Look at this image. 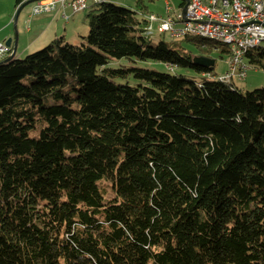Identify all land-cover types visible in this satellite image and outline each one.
Returning a JSON list of instances; mask_svg holds the SVG:
<instances>
[{
    "label": "trees",
    "instance_id": "obj_1",
    "mask_svg": "<svg viewBox=\"0 0 264 264\" xmlns=\"http://www.w3.org/2000/svg\"><path fill=\"white\" fill-rule=\"evenodd\" d=\"M141 7L0 60V264H264V86L213 72L225 45L154 41ZM242 59L264 70V46Z\"/></svg>",
    "mask_w": 264,
    "mask_h": 264
},
{
    "label": "rangeland",
    "instance_id": "obj_2",
    "mask_svg": "<svg viewBox=\"0 0 264 264\" xmlns=\"http://www.w3.org/2000/svg\"><path fill=\"white\" fill-rule=\"evenodd\" d=\"M25 1L27 0H22L21 3ZM50 1L52 0H38V1H35V2H32L26 5L21 10L18 16V19L16 21V26L14 28L13 19H14V15L17 9V8L15 9V0H0V27L3 26L0 29V39L2 40L3 38H5L7 34L9 35L11 34V37H13L14 30H16L17 34L19 31L20 39H18V53L20 54L23 46L27 42L26 37L23 36V32H22L24 31V28L25 27L27 28L28 26L32 25L31 21H33V19L35 18L34 16H38V15L41 16V15H45L49 13L48 16H51L49 18H52L54 14L55 16H62V19L60 18L56 19V24H57L56 27L58 29V31L56 30V35L57 33L59 34L60 31L64 32L63 29L65 28L68 33L65 36L67 41H69L72 44H79L83 40L82 36H85L88 31V21L86 18V14L90 12V10L96 4H98V2L95 0H86L85 6L81 8L76 4L73 6L72 2L74 0H60V2H57L55 5H53L52 8H50L47 11H42L39 13H35L33 11L36 5L38 6L42 4H47ZM106 1L113 2L121 7H125L128 9L134 10V11L137 10L138 7L142 8L141 5L143 3L144 5L148 7V11L153 12L162 17L167 16V12L165 9L166 1H168L169 7H170L169 14H172V15H174L180 10V5L182 4V0H142V3H139V5H138L137 0H106ZM28 16H31V17H28ZM135 17H137L138 19H141L143 15L141 13H137L135 14ZM24 19H25V22H24ZM156 26L157 24L155 23V26H154L155 30H153L150 35L154 41L160 38H163L164 40L172 39L169 31L158 33ZM77 32L78 34L76 36ZM74 35L76 38H75V41L72 42L71 41L72 36ZM55 37L49 38L42 46L40 45L39 48H34V50L20 54V56L24 57L28 53L41 49L42 47L47 45L49 42H51V40H53ZM261 46H264V41L261 42ZM213 58L215 59V66H214L213 72L216 75H224L229 69L228 68L229 55L216 52V53H213ZM121 66H135V67L149 68V69H153L157 71H171V69L166 67L164 64H161L158 62H152V61L131 62L130 60H127V59H120V60L112 61L109 64V67H112V68H119ZM173 71L179 74H183L187 77L193 76L195 77V79L199 78L198 73L195 72L193 69L175 68ZM232 81L234 82V85L240 90L251 91L255 88L264 86V70L249 66V68L246 70L245 77L237 78V76H233ZM132 82L133 80L131 79L130 83Z\"/></svg>",
    "mask_w": 264,
    "mask_h": 264
},
{
    "label": "built area",
    "instance_id": "obj_3",
    "mask_svg": "<svg viewBox=\"0 0 264 264\" xmlns=\"http://www.w3.org/2000/svg\"><path fill=\"white\" fill-rule=\"evenodd\" d=\"M60 0H52L47 4L36 5L33 9L35 13L47 11ZM236 14L229 18H220L216 15L215 10H209L207 0H188L185 12L183 13L184 4L180 5V10L174 15L169 14L170 7L168 1L165 3L167 12L166 17L157 14H149L148 19L156 23V29L160 32L169 31L170 35L183 31L185 27H197L205 29L207 32L236 35L237 47H233L228 60V70L223 75L243 78L248 69L243 63V42L249 39L264 40V0H235ZM73 6L84 7L86 0H74ZM52 5V6H51ZM181 17H193L194 25H181ZM11 48L0 43V59L8 56Z\"/></svg>",
    "mask_w": 264,
    "mask_h": 264
},
{
    "label": "bare ground",
    "instance_id": "obj_4",
    "mask_svg": "<svg viewBox=\"0 0 264 264\" xmlns=\"http://www.w3.org/2000/svg\"><path fill=\"white\" fill-rule=\"evenodd\" d=\"M98 3L104 0H95ZM166 3V2H165ZM207 7L209 10H215L216 15L220 18H229L231 15L236 14V2L235 0H207ZM152 24V19H149ZM181 25L185 26H193L194 18L193 17H181ZM151 30V25L148 28ZM193 36L199 37L206 40H211L218 44L225 45L232 50L233 47H237V39L236 35H224L218 33L207 32L205 29L197 28V27H185L183 31H179V33L172 34L173 38H180L184 36ZM264 40L261 39H249L246 42H243V55L244 52L250 48L256 47ZM7 57V56H6ZM5 58V57H4ZM2 60V59H0ZM222 79L226 80L229 77L223 76Z\"/></svg>",
    "mask_w": 264,
    "mask_h": 264
},
{
    "label": "crops",
    "instance_id": "obj_5",
    "mask_svg": "<svg viewBox=\"0 0 264 264\" xmlns=\"http://www.w3.org/2000/svg\"><path fill=\"white\" fill-rule=\"evenodd\" d=\"M182 4H184V1L182 0ZM181 4V5H182ZM66 8V7H65ZM153 13V12H151ZM155 14V13H154ZM48 14L45 15H38V16H34L35 18L33 19L32 25L28 26L27 28H24L23 32V36L26 37V44L23 46L22 51L20 52V54L29 52L31 50H34V48H39V46L43 45L49 38L55 37L57 35H64L66 36L68 33L66 31V29L64 28L63 31L57 35H56V30L58 31L57 27H56V19L60 18L62 19V16H54L52 18H49L51 16H48ZM31 17V16H28ZM55 18V19H54ZM71 18V17H70ZM26 19V18H25ZM24 19V22H25ZM3 27V26H2ZM0 27V29L2 28ZM23 30V29H21ZM78 32L76 33L77 36ZM9 34H7L5 36V38H3L2 40L0 39V42L5 41L8 37L11 36V34L8 36ZM75 35L72 36V42L75 41ZM18 39H20V33L18 31V38H17V46H16V51H15V55L17 54L18 56H20V54L18 53Z\"/></svg>",
    "mask_w": 264,
    "mask_h": 264
},
{
    "label": "water",
    "instance_id": "obj_6",
    "mask_svg": "<svg viewBox=\"0 0 264 264\" xmlns=\"http://www.w3.org/2000/svg\"><path fill=\"white\" fill-rule=\"evenodd\" d=\"M35 1H38V0H27V1L23 2V3H21V4L17 7L16 12H15V15H14V19H13V22H14V23H13L14 28H15V26H16V21H17V19H18V16H19L21 10H22L26 5H28V4L32 3V2H35ZM183 1L185 2L184 7H183V10H182L183 13H184V12H185V9H186V6H187V4H188V0H183ZM17 38H18V34H17L16 30H14V35H13V37L10 36V37H8V38L4 41V44H5L6 46H8V47L11 48V52H10V54H9L7 57H5L4 59H2V62H6V61H8V60H10L11 58L14 57V55H15V51H16V46H17ZM193 60H194V62H196V63H198V64H201V65H203V66H207V67H210V68H212V66L214 65V60L211 59V58H207V57L195 56V57L193 58Z\"/></svg>",
    "mask_w": 264,
    "mask_h": 264
}]
</instances>
